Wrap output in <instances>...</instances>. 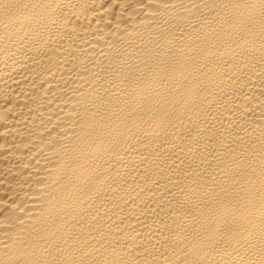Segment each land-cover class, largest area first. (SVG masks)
Instances as JSON below:
<instances>
[{"label": "bare ground", "instance_id": "1", "mask_svg": "<svg viewBox=\"0 0 264 264\" xmlns=\"http://www.w3.org/2000/svg\"><path fill=\"white\" fill-rule=\"evenodd\" d=\"M0 264H264V0H0Z\"/></svg>", "mask_w": 264, "mask_h": 264}]
</instances>
